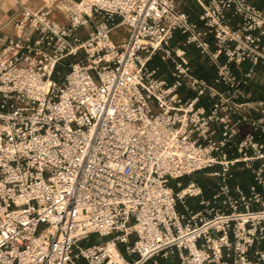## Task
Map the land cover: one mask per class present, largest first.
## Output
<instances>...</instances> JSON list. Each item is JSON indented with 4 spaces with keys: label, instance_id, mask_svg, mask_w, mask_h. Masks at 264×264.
<instances>
[{
    "label": "built area",
    "instance_id": "obj_1",
    "mask_svg": "<svg viewBox=\"0 0 264 264\" xmlns=\"http://www.w3.org/2000/svg\"><path fill=\"white\" fill-rule=\"evenodd\" d=\"M179 1L51 0L0 38V264H264V8L194 0L193 22ZM158 55L172 81L149 67ZM200 172L217 179L206 198L181 181Z\"/></svg>",
    "mask_w": 264,
    "mask_h": 264
},
{
    "label": "rangeland",
    "instance_id": "obj_2",
    "mask_svg": "<svg viewBox=\"0 0 264 264\" xmlns=\"http://www.w3.org/2000/svg\"><path fill=\"white\" fill-rule=\"evenodd\" d=\"M50 1L51 0H22V1H19V3H16V1L12 0L11 2H12V4H14V6H13V9L11 7L8 15H9V17H12V15L16 14L19 18H21L24 10H27L28 12L33 13V14H37L41 10L45 9L50 4ZM76 1H78V0H76ZM186 3L191 10H194L196 12H200V8L197 5H194L193 0H188ZM60 6H61V9L53 7V12H52L51 17H52V19L56 20L57 22L61 21V23H67L68 20L66 19V16L63 12V6L62 5H60ZM195 6H197V7H195ZM183 8H186V7L184 6ZM12 21H13V19L12 20L9 19L8 23L10 24L9 26L14 27ZM104 22H105V20L100 18V20L98 22H96L94 26L102 25ZM115 23H118V20H116ZM116 32L118 33V35H120V37L122 35L128 34V32L125 29L115 30L114 33H116ZM27 33L29 35L31 34L32 36H35V31L32 27L28 28ZM175 48H177V47L175 46ZM80 57H83L82 52L80 53ZM75 61H77V57L67 58L63 62V66H61V73L63 75L66 74L69 70L70 64L74 63ZM155 64L157 66L163 65V67H164L162 72H160L159 70H156L157 74L159 76L167 78V79L170 78L172 81L171 73L173 72V69H174L172 61L170 59H168L166 56L160 55V57L157 58ZM190 69H191V72L195 76L200 77V78H204L206 80H209L210 78H212L211 74L214 73V67L212 66V64H211V62L207 56L197 57L196 60L191 59ZM55 79L59 80L58 78H55ZM255 82H256V84L254 85V89H258V90H260V92H262L264 94V73L260 77H258ZM251 94H253V91H251ZM234 176L235 177L237 176L238 179L240 178L245 184H247V187H249V185L252 184V175L248 171H235ZM181 181L184 184V186H187V184H189L190 181H193L194 183H196L198 188L201 185H203L205 187V189L201 188V187L200 188L202 189L203 197H205V198L211 196L217 190V186H216L217 179L215 177H212L210 175V173H208V172L196 173V174L192 175L191 177L183 178ZM169 185L175 191L178 190L177 186H176V181L171 180ZM188 200L191 202L195 201V199L193 197H189ZM106 240H107V238L99 239L97 236H93L91 239V244L102 243V242H105ZM121 249H122V251H124L123 247H121ZM130 260H132V258H130Z\"/></svg>",
    "mask_w": 264,
    "mask_h": 264
},
{
    "label": "crops",
    "instance_id": "obj_3",
    "mask_svg": "<svg viewBox=\"0 0 264 264\" xmlns=\"http://www.w3.org/2000/svg\"><path fill=\"white\" fill-rule=\"evenodd\" d=\"M12 0H4V2H2L0 4V38H7L9 36H12L15 34V28L13 26H9L10 24L8 23V20L9 19H13L12 23L14 25V20L19 18L16 14L15 15H12V17H9L8 13L10 12V9L12 7L13 9V6L14 4H12L11 2ZM13 1H16V3H19V1H22V0H13ZM188 0H180L179 1V8L188 13L191 17V19L193 20V22H198V15H199V12H196L194 10H191L189 8V6L187 5V2ZM194 2V0H193ZM194 5H196V3L194 2ZM186 7V8H183V7ZM197 7V6H195ZM62 26H69V23H61V21H58ZM96 31V26H89L87 28H81L79 30V35L81 36V38L84 40V39H87L89 37V35L93 32ZM126 37H128V34L126 35H122L120 37V35H118V33H114L113 34V40L114 42L120 44L122 41H124V39H126ZM2 38V39H3ZM183 37L180 35V34H176L175 36V39L172 43V46L175 48V46L178 48V47H182L183 46ZM196 55L197 57H203L197 50H196ZM189 56L191 57V59L193 60V56L191 54H189ZM158 57H160V55L156 56L155 59H157ZM154 60V59H153ZM173 68H174V64H173ZM153 70H158L157 68H151ZM174 70V69H173ZM172 74V73H171ZM214 74L212 73L211 74V77L213 78ZM212 78L209 79V81L212 80ZM148 264H178V261L177 260H164V259H161V258H157V259H154L152 260L151 262H149Z\"/></svg>",
    "mask_w": 264,
    "mask_h": 264
},
{
    "label": "trees",
    "instance_id": "obj_4",
    "mask_svg": "<svg viewBox=\"0 0 264 264\" xmlns=\"http://www.w3.org/2000/svg\"><path fill=\"white\" fill-rule=\"evenodd\" d=\"M255 3L257 4V6L259 8H264V0H255ZM192 20V19H191ZM193 21V20H192ZM196 49L195 48H189V54H191L193 56V60H196L197 58V55H196ZM156 57H154L150 63H149V67L150 68H157L160 72H162V70L164 69L163 65H156V60L155 59ZM255 93H258L257 91H255ZM235 173V172H234ZM236 175V174H235ZM230 185L233 186V185H240L243 189L247 190V184H245L240 178L238 179V177L234 176V178L232 179V181L230 182ZM201 188H204L205 187L203 185L200 186Z\"/></svg>",
    "mask_w": 264,
    "mask_h": 264
}]
</instances>
